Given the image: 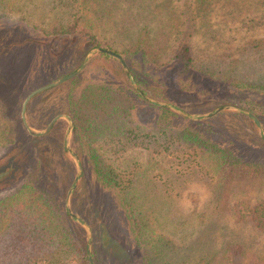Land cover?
Masks as SVG:
<instances>
[{
	"label": "rangeland",
	"instance_id": "374dc122",
	"mask_svg": "<svg viewBox=\"0 0 264 264\" xmlns=\"http://www.w3.org/2000/svg\"><path fill=\"white\" fill-rule=\"evenodd\" d=\"M13 2L16 7L0 8V174L5 168H11L9 173L0 177V196L11 192L30 174L32 156L37 155V147L32 142L27 143L30 134L21 119L24 98L35 88L62 78L79 66L78 56L83 49V40L72 42L68 36L56 38L50 32L53 27L66 24L77 10L79 13L92 9L109 10L108 15L101 11L104 16L96 18L92 15L90 20L94 32L103 41L109 40L111 33L102 29L112 25L117 14L125 12L137 16L136 20L130 18L125 21L130 25L145 24L153 30L160 29L168 37L169 44L160 62H169L176 45L186 38L197 69L207 68L217 75L211 79L199 73L192 75L191 83L186 88L188 94L183 91L184 94L179 95L180 102L175 106L200 116L219 105L232 104L255 115L264 128V108L257 104L262 96L253 93L252 98L250 92L240 91L244 99L248 97L254 100L251 111L248 107L227 101L226 88H220L217 82H221L215 80L218 76H227L235 81L254 83L255 86L264 84V7H221L219 2H214L211 7H198L195 0H170V7H70L69 0ZM115 20L118 23V18ZM23 39L29 42L25 43ZM116 41L118 45H124L128 38L117 37ZM14 43L19 44L7 50ZM115 47L119 48L116 44ZM124 73L113 57L93 53L75 76L78 86L101 83L118 87L125 85L126 80L130 84ZM67 81L38 93L28 102L26 119L34 131H43L54 116L66 114ZM193 83L195 86H192ZM36 84L38 86L32 88L17 105L21 93ZM144 101L146 103L135 102L132 113L140 126L150 130L160 119L164 120L160 118L159 107L162 106ZM223 111L240 112L226 109L212 117L194 120L173 111L180 117H170L171 125L176 129L188 125L200 128L205 136L223 147L233 149L244 160L264 164V138L255 121L243 112L230 117L228 112L220 114ZM57 121H61L56 129L61 134L57 136L63 142L69 124L64 118L57 119L54 124ZM73 132L74 129L69 136V146L77 154L83 155L73 145ZM21 138L29 146L27 150L18 147L16 142L19 143ZM47 149L57 155L60 152L59 147L47 146ZM49 151L43 156L47 158L45 164L51 171L53 154L50 155ZM98 152L116 170L133 171L136 175L133 186L135 184L134 187L141 188L143 193H140V198L132 200L136 203L133 214L146 225L145 239L149 243L143 245L147 252L152 248L156 250L161 240L159 245L165 247L168 264H213V258L222 249L234 246L238 251L242 249L243 263L264 264V229L250 219H239L225 208V204L239 200L264 202V185L259 179L229 182L219 187L211 163L205 164V176H188L182 173L180 167H176L179 170L176 171L166 159L148 160L149 156L143 149H130L119 158H115L103 146L98 148ZM63 155L62 160L58 155L59 173L52 170L60 179L52 175L59 197L64 193L63 208L66 212L65 198L77 168L70 152H63ZM79 161L82 175L70 193L72 212L90 227L92 242L95 233L103 261L109 264H139L143 260L144 249L138 246L131 226L126 224V213L115 192L96 180L86 158L79 156ZM66 162L73 167L71 184L67 186L60 177L68 175ZM74 222V227L84 233L86 240V230L78 221ZM102 225L111 235L109 242L101 237ZM151 253L149 251L148 255ZM152 256L159 260L155 254Z\"/></svg>",
	"mask_w": 264,
	"mask_h": 264
},
{
	"label": "trees",
	"instance_id": "16d2710c",
	"mask_svg": "<svg viewBox=\"0 0 264 264\" xmlns=\"http://www.w3.org/2000/svg\"><path fill=\"white\" fill-rule=\"evenodd\" d=\"M195 1L198 7H211L214 2H219L221 7H264V0ZM76 2L79 3L74 5ZM68 4L70 7H170V0H69ZM8 7H16L13 0H0V8ZM101 11H105V8ZM101 11L92 9L79 13L77 10L72 13L71 19L66 24H59L50 32L56 38L61 35L68 36L72 42L83 40V49L78 56L80 62L84 54L96 46L120 54L144 93L174 105L180 102L181 95L188 94L186 88L191 83L192 75L199 73L210 79L217 75L207 68L197 69L186 38L181 39L176 45L169 62H160L162 54L169 45L168 37H165L160 29L153 30L145 24L131 23L130 25L125 22L130 18V20H136L137 16L132 12L128 15L126 12L117 14V17H114V23L102 29L103 32L111 33L109 34L110 41L99 39L90 20L92 15L98 18L109 13L108 9L104 15ZM115 18H118V23ZM117 37L128 38V42L118 45ZM29 40L23 39L22 41L28 43ZM18 44L14 43L7 50ZM115 44L119 48H116ZM98 55L112 57L101 52ZM114 59L124 72L120 62ZM215 80L221 82H217L220 88H226L227 101L238 103L253 111L254 93L262 96L257 104L264 108V84L258 87L254 83L235 81L227 76H218ZM76 81L77 76L67 81L69 87L65 103V113L72 119L74 126L72 140L75 144L73 142V145L77 151L80 149L83 153V155L78 153L79 156L82 159L86 158L91 164L96 180L104 187L112 189L118 202L124 208L126 224L131 226L138 246L144 249L143 260L139 264H168L165 259V247L159 245L160 240L156 245V250L152 248L149 250L152 253L148 255L149 251L147 252L143 245V243L146 245L149 243L145 239L146 225L139 220L137 215L133 214L136 203L132 200L140 198L143 190L134 187L135 184L133 186L136 176L133 171H118L101 156L98 152L100 146L106 147L115 158H119L130 149H143L149 156L148 160L166 159L176 171H179L176 167H180L182 173L188 176H205L207 173L204 169L205 164L211 163L214 166L219 187L229 182L251 181V179H259L264 185L263 163L244 160L233 149L223 147L205 136L200 132V128H193L189 125L180 129L173 128L170 117L180 116L171 109L159 107L160 118L164 120L160 119L152 129L147 130L140 126L134 120L132 112L135 102H146L127 80L125 85L118 87L101 83H87L78 86ZM36 86L38 84L25 89L17 100V105ZM192 86L195 84L193 83ZM241 90L250 92L252 98L244 99ZM15 96L16 94L12 99ZM182 100L185 99L182 98ZM227 112L230 117L242 114L230 111H223L220 114H227ZM60 123L61 121H57L47 134L29 135L27 143L32 142L33 146L37 147L36 157L32 156L33 164L29 171L30 174L28 173L29 175L11 192L0 196V264H89L84 233L74 227V220L63 208L62 195L64 196V193L59 197L58 191L54 189L56 185H53L55 184L54 176L58 178L53 171L59 173L58 158L62 160L63 152H67L62 139L57 136L61 134L56 130L60 127ZM22 129L24 131V128ZM16 143L23 150L29 147L25 145L26 142L22 138L19 143ZM47 146L55 149L59 147V157L50 152ZM48 151L50 155L53 154L52 157L50 156L53 162L52 172L45 164L47 158L43 156ZM65 164L68 175L63 178L59 176L61 182L64 180L67 186L72 180L73 167L70 163ZM9 171H11L10 167L5 168L0 177ZM225 208L236 214L239 219H250L255 222L256 226L264 229V202L252 203L249 200H239L232 204H225ZM101 231L103 240L111 241L107 228L102 225ZM96 241L97 237L94 233L91 251L94 263L109 264L103 261L104 258H102ZM153 254L159 260L153 259ZM241 255L242 249L238 251L234 246L227 247L215 256L217 258H213V264H250L249 262L243 263Z\"/></svg>",
	"mask_w": 264,
	"mask_h": 264
},
{
	"label": "water",
	"instance_id": "95a60500",
	"mask_svg": "<svg viewBox=\"0 0 264 264\" xmlns=\"http://www.w3.org/2000/svg\"><path fill=\"white\" fill-rule=\"evenodd\" d=\"M104 53V54H107L109 56H112L114 58H116L120 64L122 65L125 73H126V76L130 82V84L132 85V87L137 91V93L146 101L150 102V103H153V104H156V105H159V106H162V107H166V108H169L183 116H186V117H189L191 119H194V120H201V119H206V118H209V117H212L214 116L216 113L222 111V110H228V109H232V110H238L240 112H243L245 114H247L249 117H251L255 123L258 125L259 129H260V135L262 136V138H264V128L261 126L259 120L255 117V115H253L252 113L248 112L247 110L241 108V107H238V106H235V105H232V104H222V105H219L217 106L213 111L209 112L208 114H204V115H200V116H196V115H193V114H189L187 112H185L183 109L169 103V102H166V101H160V100H156V99H153L151 97H149L148 95H146L137 85V83L134 81L132 75H131V72H130V69L127 65V63L125 62V60L123 59V57L112 51V50H109V49H105V48H101V47H93L91 48L89 51H87L81 61V63L79 64V66H77L74 70H72L70 73L64 75L62 78L60 79H57L53 82H50V83H47V84H44L42 86H39L37 88H35L34 90H32L31 92H29L26 97L24 98L23 102H22V106H21V119H22V122H23V125L24 127L26 128V130L28 131V133L32 136H41L43 134H45L46 132H48L54 122L57 120V119H60V118H64L68 121V129L66 131V134H65V137H64V147L66 149V151L70 152V154L72 155V157L75 159V165H76V174H75V177H74V180L72 182V185L70 187V189L68 190L67 192V195H66V198H65V208H66V213L72 218L74 219L75 221H78L83 227L84 229L86 230V233H87V236H86V242H87V257H88V262L89 264H95L94 263V260H93V257H92V253H91V245H92V234H91V229L90 227L83 221V219L79 216H77L76 214H74L70 208V193L71 191L76 187L77 185V182H78V179L81 177L82 175V169H81V166H80V161H79V156L78 154L72 150L69 146V136L71 135V132L73 131L74 129V126H73V121L72 119L69 117L68 114H57L56 116H54L50 122L48 123V125L46 126V128L43 130V131H34L30 125L28 124L27 122V119H26V106L28 104V102L30 101V99H32L34 96H36L38 93L44 91V90H47L55 85H58L62 82H65L67 80H69L70 78L74 77L83 67L84 65L86 64V62L88 61V59L91 57V55L93 53Z\"/></svg>",
	"mask_w": 264,
	"mask_h": 264
}]
</instances>
